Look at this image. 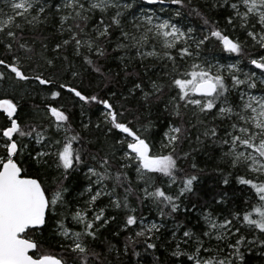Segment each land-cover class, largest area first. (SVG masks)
<instances>
[{"label": "snow or ice", "instance_id": "obj_1", "mask_svg": "<svg viewBox=\"0 0 264 264\" xmlns=\"http://www.w3.org/2000/svg\"><path fill=\"white\" fill-rule=\"evenodd\" d=\"M253 257L264 0H0V264Z\"/></svg>", "mask_w": 264, "mask_h": 264}, {"label": "trees", "instance_id": "obj_2", "mask_svg": "<svg viewBox=\"0 0 264 264\" xmlns=\"http://www.w3.org/2000/svg\"><path fill=\"white\" fill-rule=\"evenodd\" d=\"M93 119H95V116H93ZM198 163H200L202 166H205L209 169V171L211 170V168L213 167V161L211 159H208L205 156H199L198 157ZM203 181H204V188H207L208 186H210L213 183V177L212 176H205L203 177ZM142 255H146L142 252ZM149 260H151V257H148ZM164 259V256H161V260ZM252 264H259V260L256 257L252 258Z\"/></svg>", "mask_w": 264, "mask_h": 264}]
</instances>
